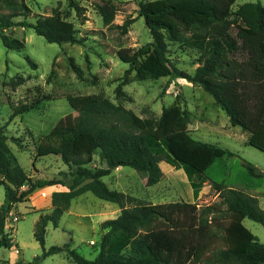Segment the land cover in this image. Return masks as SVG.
<instances>
[{"label":"trees","instance_id":"16d2710c","mask_svg":"<svg viewBox=\"0 0 264 264\" xmlns=\"http://www.w3.org/2000/svg\"><path fill=\"white\" fill-rule=\"evenodd\" d=\"M67 1L76 16L87 21V9L79 0ZM101 1L96 10L104 25L113 28L118 13L115 0ZM236 1H142L139 16L144 18L153 41L137 51L120 49L118 57L135 72L133 81L169 77L200 85L233 127L250 134L248 145L264 152V6L245 3L234 10ZM62 7L59 1L50 16H39L30 23L27 18L32 10L25 0H1L0 39L4 46L14 51L25 48L22 41L5 34L16 26L34 29L50 44L78 43ZM19 17L25 20L16 22ZM133 22L128 20L120 26L123 35ZM169 42L199 52V66L193 75L170 65ZM27 60L37 68L32 59ZM131 81L126 77L117 86L118 98L125 96L123 87ZM66 98L80 120L74 128H55L56 135L64 138L56 153L69 168L60 173V179L35 182L23 190L31 178L20 165L12 163L9 138L0 125V187L5 188V202L0 208V248L13 247L6 222L15 207L27 202L38 184L61 185L67 190L53 193L51 212L41 214L35 224L34 237L43 254L30 264H42L61 252L69 253L75 264H264V243L244 224L249 219L264 227V209L257 197L211 182L221 199L218 203L202 207L184 201L152 204L112 190L103 181L113 170L130 167L146 176L149 187L154 186L163 179L164 162L184 170L195 199L199 198L209 181L206 171L218 158L235 154L190 134L192 115L182 107L180 96L159 118H141L101 94ZM53 99L44 94L31 103H11V120ZM98 151L107 168L89 167ZM243 166L251 177L264 178V172L252 163L244 161ZM88 192L121 209L117 218L100 224L98 256L88 260L69 244L46 249L48 226L59 228L72 202Z\"/></svg>","mask_w":264,"mask_h":264},{"label":"rangeland","instance_id":"374dc122","mask_svg":"<svg viewBox=\"0 0 264 264\" xmlns=\"http://www.w3.org/2000/svg\"><path fill=\"white\" fill-rule=\"evenodd\" d=\"M59 1L63 2L66 22L76 32L78 43L50 44L34 29L22 26L5 30L10 38L24 43L22 51L7 49L0 39V125L5 127L9 138L12 163L20 165L31 178V183L23 190L29 189L35 182L60 179L61 172L69 171L56 153L64 138L56 135L55 128L76 127L80 114L71 107L66 96L101 94L141 118H159L163 110L180 96L182 107L192 115L190 134L196 140L235 154L233 157L218 158L206 171L209 181L204 184L199 198L195 199L184 170H176L164 162L161 163L163 179L154 186L149 187L146 176L130 167L113 170L103 181L112 190L152 204L184 201L197 203L199 207L221 201L211 184L216 182L257 197L264 209V178L251 177L243 166L247 161L264 172V152L248 145V133L240 127H233L225 112L200 85L185 79L171 80L169 77L133 81L135 72L129 64L119 59L120 49L133 48L137 51L153 41L144 18L139 16L140 3L152 0H115L118 13L113 28L104 25L96 10V4H101V0H79L87 9L85 22L69 8L67 0H25L32 10L27 21L35 23L39 16H50ZM245 3H261L264 6V0H237L233 9L237 10ZM24 20L23 17L15 19L16 22ZM128 20L134 22L128 33L123 35L120 26ZM168 45L170 65L193 75L199 66V52L182 43L169 42ZM28 58L36 63V69L29 64ZM126 77L132 81L123 87L125 96L118 98L116 88ZM44 94L52 95L55 99L44 101L36 109L11 120V103H31ZM107 166L98 151L89 167L97 169ZM36 191L42 195L48 188L38 184ZM4 202L5 188L0 187V208ZM31 205L30 202L17 205L7 219L6 232L13 240V247L0 248V264H30L36 257L42 256L43 249L35 240L34 231L40 215L47 213H33ZM120 214L118 205L88 192L72 202L59 228L48 226L46 249L69 244L78 254L94 260L99 254L98 245L102 236L99 222L115 219ZM244 224L264 243L262 225L249 219ZM91 241L96 245H91ZM42 264L75 262L69 253L61 252L46 258Z\"/></svg>","mask_w":264,"mask_h":264},{"label":"crops","instance_id":"0c3cea01","mask_svg":"<svg viewBox=\"0 0 264 264\" xmlns=\"http://www.w3.org/2000/svg\"><path fill=\"white\" fill-rule=\"evenodd\" d=\"M243 132H245V131H243ZM246 133H248V132H246ZM248 135L249 136L247 137V141L249 140V137H250L249 133H248ZM46 187L48 188V191L42 194L44 196H42L39 191L33 192L30 195V199L27 202H30L32 204L30 208H31V211L33 213H38L40 215L42 212H39V211H44V213L50 212L52 209V195H53V193L67 190L65 187H63L61 185L46 186ZM102 222L103 221L99 222V226Z\"/></svg>","mask_w":264,"mask_h":264},{"label":"built area","instance_id":"2783aa9c","mask_svg":"<svg viewBox=\"0 0 264 264\" xmlns=\"http://www.w3.org/2000/svg\"><path fill=\"white\" fill-rule=\"evenodd\" d=\"M42 196H44V195H42ZM95 244V242L94 241H91V245H94Z\"/></svg>","mask_w":264,"mask_h":264}]
</instances>
